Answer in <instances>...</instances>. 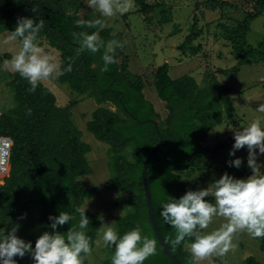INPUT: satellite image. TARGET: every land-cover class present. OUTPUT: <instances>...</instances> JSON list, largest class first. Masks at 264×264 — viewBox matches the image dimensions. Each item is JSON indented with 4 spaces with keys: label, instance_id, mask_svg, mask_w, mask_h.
<instances>
[{
    "label": "trees",
    "instance_id": "trees-1",
    "mask_svg": "<svg viewBox=\"0 0 264 264\" xmlns=\"http://www.w3.org/2000/svg\"><path fill=\"white\" fill-rule=\"evenodd\" d=\"M139 10L150 13L152 4L145 0H134ZM82 0H0V33L14 30L17 18L33 16L44 20V27L38 39L46 38L49 44L60 51L62 67L69 63L71 71L59 76V81L79 93L88 92L97 103L111 102L117 110L98 106L87 122V129L94 136L109 144L112 153V175L104 186L109 190H124L132 194L128 198L129 211L117 217L116 229L120 234L133 227H139L142 234L156 240L157 252L149 256L144 264H173L158 241L148 218L142 184L141 170L147 152L159 140V134L152 122L141 123L148 117L160 119V130L164 145L155 151L148 163L147 178L151 189L152 204L159 227L173 251L183 264H189L191 253L185 249L186 237L180 245L173 246L176 230L160 215L162 202L169 196L179 197L189 188L181 175L184 169L193 166L209 169L211 160L221 148L203 144L216 125L223 122L224 112H231L233 106L228 94L231 87L213 77L212 83L200 87L196 78L183 75L173 78L165 62L154 71L153 84L157 95L163 100L167 116L160 118L154 103L144 92L142 77L130 69L129 58L124 53V44L116 48V62L104 66L101 52L95 54L84 50L77 52L79 44L75 39L80 32L96 31L106 42L117 40L109 27H104L105 17L99 16L103 25L89 27L78 22L77 14ZM254 12H249L238 21L236 27L227 28L226 34L236 40V52L241 63L264 60V38L258 47L245 48L244 37L250 30V23L264 11V0H257ZM95 19L88 14L83 21ZM198 15L193 16L192 30L197 29ZM125 43L124 39L121 40ZM180 49V47L178 48ZM194 50V46H189ZM238 68H232L235 71ZM11 86L15 91L16 105L0 116V134L13 139L11 170L0 185V201L8 203L10 211L19 210L26 215L32 209H41V225L50 226L49 215L69 211L77 219L78 208L84 200L100 195L98 187H86L82 175L89 174L92 167L87 153L90 144L82 139V132L71 118V107L60 106L53 91L43 82L35 91H29L28 81L18 72L12 74ZM30 110V111H29ZM133 144L132 156L125 154ZM167 147L169 151L164 157ZM176 170L178 172H176ZM179 171H181L179 173ZM211 200L210 197H208ZM89 216L87 234L94 242L102 225L97 212L86 210ZM77 220L58 227L66 232ZM69 225V228H68ZM264 251V237L255 238ZM94 245V243H93ZM92 245V247H93ZM111 256L114 245L108 246ZM111 256L103 264H111ZM18 264H25L16 256ZM84 264H88L87 256ZM212 264H224V259L214 257ZM242 264H261L253 255L246 257Z\"/></svg>",
    "mask_w": 264,
    "mask_h": 264
},
{
    "label": "rangeland",
    "instance_id": "rangeland-1",
    "mask_svg": "<svg viewBox=\"0 0 264 264\" xmlns=\"http://www.w3.org/2000/svg\"><path fill=\"white\" fill-rule=\"evenodd\" d=\"M131 2L132 7L128 12L105 17L103 26L109 27L111 33L117 36L116 41L124 44V53L129 58L130 69L144 80V92L154 103L161 119L165 118L168 112L153 84L154 71L157 68L154 48L159 42H162L169 73L173 78L191 75L196 78L200 87H205L212 83L213 77H216L220 82L231 87L228 96L233 110L224 112L223 122L216 125L203 142L209 147L221 144V148L211 160V167L197 169L190 166L182 172L179 171L188 188L207 187L225 172L237 177L250 175L251 169L247 166V147L236 150L234 156H230L229 152L234 143L235 128H240L257 118L264 124V113L256 111V107L264 102V60L241 63L235 49L237 41L230 39L226 30L236 27L238 21L247 13L254 12L257 0H145L153 6L150 13L139 10L140 6L134 0ZM88 14L95 19L100 16L98 11L91 9L82 0L77 14L78 22L86 18ZM195 14L198 15V27L194 31L196 34H193L192 23ZM8 32L9 30H5L0 33V63L6 58L10 59L12 53L8 51V48L15 51L20 46L19 40L8 45L2 43ZM263 38L264 11L251 21L250 30L244 37L243 45L245 48L258 47ZM123 39L125 43H122ZM39 42L46 49L56 53L60 61V51L51 46L46 38L39 39ZM189 46H194L196 49L189 50ZM232 68L238 69L230 71ZM13 73L14 71L11 70H0V116L16 105L15 91L10 84ZM43 83L53 91L58 105L71 107L72 120L81 130L82 139L91 146L87 158L92 171L80 178L84 186L98 187L100 195L86 198L81 207L88 204L86 210L100 215L102 225L97 237L99 239L107 223H111L116 228L117 217L129 211L131 207L127 201L132 193L105 188V181L113 173L112 153L108 143L97 139L87 129V122L98 106L113 110L118 108L108 101L97 103L88 92L82 94L72 90L67 83L60 82L59 77L45 80ZM132 149L133 144H130L125 150V154L131 160L134 159ZM235 157L243 158L239 168L228 163ZM258 159L261 161V155ZM1 177L0 174V185L4 183ZM210 198L212 200V197ZM41 217V209H32L23 215L19 210L10 211L8 203L0 201V229L7 231L13 224L18 223L20 226L17 235L26 241H32L33 246L39 235L45 231H53L50 226L41 225ZM222 223H226L223 217H215L209 227L202 231L214 230ZM233 242L236 243V248L230 249L228 253L220 257L224 259V264H242L249 255L255 256L261 264H264V251L260 248L259 242L246 231L235 233ZM189 243L186 242L184 245L187 250ZM110 256L108 247L94 244L92 252L87 255L88 264H103V261ZM214 257L216 256L206 258L200 261V264H212ZM22 261L25 264H32V258L27 253L22 257Z\"/></svg>",
    "mask_w": 264,
    "mask_h": 264
},
{
    "label": "clouds",
    "instance_id": "clouds-1",
    "mask_svg": "<svg viewBox=\"0 0 264 264\" xmlns=\"http://www.w3.org/2000/svg\"><path fill=\"white\" fill-rule=\"evenodd\" d=\"M84 3L103 17L124 14L132 7L131 0H84ZM80 23H87L89 27L103 25L100 18ZM43 27L42 19L20 16L14 30L9 31L2 41L8 45L19 40L20 46L15 51L8 48L11 57L0 63V70L18 72L28 81L29 91H35L37 85L45 80L58 78L65 71L72 70L70 63L62 67L56 53L41 45L38 37ZM75 39L79 44L78 53L87 50L95 54L103 50L101 59L105 67L116 62L114 53L116 48L122 47L116 40L106 42L96 31L80 32ZM256 111L264 113V102L256 107ZM233 134L234 143L229 155L234 156L236 150L246 146L250 175L237 177L225 172L207 187L188 189L181 196H169L167 202H162L160 215L176 230L173 246L180 245L186 237L192 238L188 245L191 253L189 264H200V261L214 255L223 257L230 249L236 248L233 235L239 231H246L253 238L264 237V171L261 170L264 161L258 159L264 154V124L259 118L253 119L235 128ZM8 148V144L0 147V160L8 156ZM228 163L239 168L243 158L235 157ZM87 207L88 204L78 208V219L69 211L50 214L53 231L39 235L34 246L32 241L17 235L18 223L7 231L0 229V264H18L15 257H24L26 253L31 256L32 264H84L86 256L92 252L93 243L105 247L114 245L111 264H144L157 252L156 240L142 234L138 226L120 234L111 223H107L100 238L93 242L87 234L90 222ZM215 217H223L226 223L214 230L202 231ZM73 220H77L75 226L71 223L66 232L58 230L59 226Z\"/></svg>",
    "mask_w": 264,
    "mask_h": 264
},
{
    "label": "water",
    "instance_id": "water-1",
    "mask_svg": "<svg viewBox=\"0 0 264 264\" xmlns=\"http://www.w3.org/2000/svg\"><path fill=\"white\" fill-rule=\"evenodd\" d=\"M154 53L156 54L157 67L162 66L166 62V59H165L166 56L163 53V49H162V42H159L155 46ZM130 115L132 118L137 119L141 123L152 122L158 131L159 140L147 152V154L143 160V165H142V170H141V177H142V184H143V189H144L145 203L147 206L148 218L152 224L154 233H155L158 241L160 242L161 246L165 250L166 254L169 256V258L171 259L173 264H183L181 259L177 256V254L173 251V249L170 247V245L166 241V239H165V237H164V235H163V233L159 227V224H158L156 216H155L153 204H152L151 189H150V185H149L148 178H147L148 163H149L153 153L165 144L164 139H163V135H162L161 130H160V119L159 118H151V117H148L145 119H139L133 114H130ZM168 151H169V147H167V151L164 155L165 158L167 156ZM261 161H264V154H261ZM261 170L264 171V163L261 164ZM68 228H69V225H68Z\"/></svg>",
    "mask_w": 264,
    "mask_h": 264
},
{
    "label": "built area",
    "instance_id": "built-area-1",
    "mask_svg": "<svg viewBox=\"0 0 264 264\" xmlns=\"http://www.w3.org/2000/svg\"><path fill=\"white\" fill-rule=\"evenodd\" d=\"M13 143V139L10 136L0 134V147H3L5 144L9 145L8 156L0 160V174L2 176V179H5V177L9 175L11 170V155Z\"/></svg>",
    "mask_w": 264,
    "mask_h": 264
}]
</instances>
